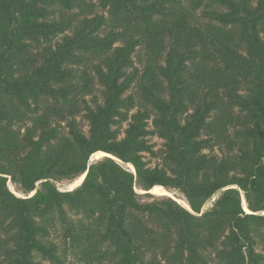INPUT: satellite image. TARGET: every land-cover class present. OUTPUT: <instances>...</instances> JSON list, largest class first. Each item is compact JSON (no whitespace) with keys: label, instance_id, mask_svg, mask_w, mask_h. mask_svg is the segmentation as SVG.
<instances>
[{"label":"trees","instance_id":"1","mask_svg":"<svg viewBox=\"0 0 264 264\" xmlns=\"http://www.w3.org/2000/svg\"><path fill=\"white\" fill-rule=\"evenodd\" d=\"M97 2L0 0V264H64L58 224L68 248L117 264H264V0ZM139 46L140 78L128 72ZM96 59L103 102L83 107L86 134L71 96L91 92L78 69ZM150 136L165 142L162 167L146 160ZM99 152L114 159L92 161ZM155 187L192 211L142 202Z\"/></svg>","mask_w":264,"mask_h":264},{"label":"rangeland","instance_id":"2","mask_svg":"<svg viewBox=\"0 0 264 264\" xmlns=\"http://www.w3.org/2000/svg\"><path fill=\"white\" fill-rule=\"evenodd\" d=\"M256 1H258V0H255V2ZM93 2L95 4H98L97 0H93ZM185 4L187 6H189V8H190V4H188L186 2H185ZM203 10H204V7L200 8L198 10V14H201ZM55 11H56L55 15H58V13L60 12V8L57 6ZM96 12H98L99 14H105L106 16H108L107 11L102 9V8H98L96 10ZM76 13H77V11H76ZM204 21H206V20H204ZM111 26H112V22L109 19L108 24L102 30V35L106 34L108 31H110L112 29ZM61 37L62 36H59L57 39L55 38L54 42L56 40H60ZM119 45H121V44H119ZM148 58H149V54L146 52L145 48L143 46H139L136 49L135 54L133 55V63H134L133 67L130 68L128 70V72H133V73L136 72L137 77H139V78L142 77L144 72H145L146 63L149 60ZM90 59L92 60V58H90ZM98 61L99 60L96 59L93 61L85 62V63L81 64V68L78 69V71L81 72V75H83L84 73H87V75H89L90 79L94 82V84L92 85L91 92L89 94H87V93L86 94H77V95L73 94L71 96V98H73L77 103L79 102L81 105V112L78 114L76 119L86 134L89 133V123L86 120L84 113L82 112L83 107L86 104L90 105V106H94L95 102H99V103L103 102L102 90H101V87L96 82L97 75L94 72V64H97ZM138 86H139V83H135L133 85V87L129 90L127 95H134L138 99L140 96V95H138L139 94ZM191 112H192V110L190 109V111H188L186 114H184L182 116V118L185 119L187 117V115H189ZM28 115H29L28 117H32L34 114L28 113ZM28 119H30V118H28ZM127 127H128V123H124L122 125L121 137L124 136L123 132L126 130ZM150 128L153 129L152 124L150 125ZM204 139H206L205 136H204ZM149 141L154 147V151L156 153V156H153L151 154H147L146 160L148 161L150 167H152V168H154L156 166L162 167V160L158 157L160 155H162L165 142L163 139H161L158 136H150ZM205 152L208 154H211V155L219 156V157L223 156V153L221 152V150H219V147H215L213 149L209 148ZM99 153H102V152H99ZM104 157H107V156L106 155L101 156L98 153H96L94 155V157L92 158V161H97V160H100ZM126 168H129L132 170V167H130V166H127ZM79 180H81V178L76 179L74 181H61V182L57 183V186L63 192L72 191V190H75L76 188H78L79 186L82 185L81 183L83 181H81V183H77ZM8 186H9L10 190L12 192H14L17 196L23 197V193H22V190H21L19 185L13 184L12 182L9 181ZM161 188L162 189L158 190L157 194L150 192V194L152 195L153 198L148 197V196H143L141 198V201L144 203H150L153 201H160L163 199L171 198L174 201H176L178 204H180L181 206L189 208L188 202H187L185 196L180 191L173 190V189H164L163 187H161ZM142 193H144V192H142ZM217 198H218V196L204 206V208L202 210V214H206L207 212H209L212 209L213 204ZM243 205H244L246 212L250 213L249 209H247V203H246L245 199L243 200ZM64 234H65V230L62 228V226L60 224H58L53 230H51V234H50V239L52 241H54L60 247V255L59 256L61 258V261L64 264H117V259L114 260L112 255H83L82 253L79 254L76 251L74 252L73 250H71L70 248H68L66 246ZM258 251L263 253L264 248H260V249H258ZM99 257H100V259L103 258V260H101L102 262L97 260ZM155 257L162 264H170V262L168 260H165L164 255H148L146 257V259L150 260V259H154ZM203 257L205 259L206 264H218L217 255H203ZM40 260H42V258L39 255V256H37V261H40ZM45 264H50V262L45 261Z\"/></svg>","mask_w":264,"mask_h":264},{"label":"bare ground","instance_id":"3","mask_svg":"<svg viewBox=\"0 0 264 264\" xmlns=\"http://www.w3.org/2000/svg\"><path fill=\"white\" fill-rule=\"evenodd\" d=\"M99 155H101V156H103V155H106V154H104V153H98ZM106 156H108V155H106ZM81 178V180H79L77 183H81V181H83V177H80ZM79 179V178H78ZM160 189H162L161 187H155L153 190H151V192L152 193H158V190H160Z\"/></svg>","mask_w":264,"mask_h":264},{"label":"water","instance_id":"4","mask_svg":"<svg viewBox=\"0 0 264 264\" xmlns=\"http://www.w3.org/2000/svg\"><path fill=\"white\" fill-rule=\"evenodd\" d=\"M107 157H110V156H107ZM110 158H113L112 156L110 157ZM114 159V158H113ZM130 167H132L131 165H130ZM132 171H134V168L132 167ZM81 177H83V181L85 180V178H86V174L85 175H83V176H81ZM83 183V182H82ZM81 183V184H82ZM188 206H189V204H188ZM186 208V207H185ZM188 210H190V211H192L191 210V208H190V206H189V208H187Z\"/></svg>","mask_w":264,"mask_h":264},{"label":"clouds","instance_id":"5","mask_svg":"<svg viewBox=\"0 0 264 264\" xmlns=\"http://www.w3.org/2000/svg\"><path fill=\"white\" fill-rule=\"evenodd\" d=\"M248 209V208H247Z\"/></svg>","mask_w":264,"mask_h":264}]
</instances>
